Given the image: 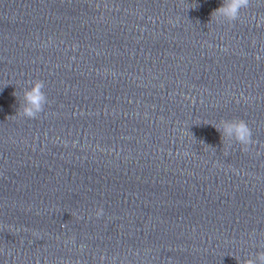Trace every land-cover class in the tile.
I'll list each match as a JSON object with an SVG mask.
<instances>
[{
  "label": "clouds",
  "instance_id": "1",
  "mask_svg": "<svg viewBox=\"0 0 264 264\" xmlns=\"http://www.w3.org/2000/svg\"><path fill=\"white\" fill-rule=\"evenodd\" d=\"M250 0H223L221 6L217 8L212 16L216 15L229 23L239 19L241 9L248 8ZM264 23V20L261 21ZM257 59H264L261 55ZM30 87L23 92V104L21 106V115L28 119H36L44 111L45 104L48 103L47 96L43 91L45 83L42 80H33L29 82ZM16 96V92L13 93ZM223 130L221 132L222 140L224 138L233 139L242 147L243 151H249V146L254 143L252 131L248 124L243 120L222 121ZM220 129L218 128V131ZM227 155V153H225ZM97 217L103 216V209H98ZM237 259V264L241 262ZM242 264H264V251L257 252L255 258H246Z\"/></svg>",
  "mask_w": 264,
  "mask_h": 264
}]
</instances>
